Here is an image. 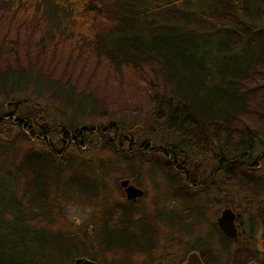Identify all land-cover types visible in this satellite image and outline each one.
Returning a JSON list of instances; mask_svg holds the SVG:
<instances>
[{
  "label": "trees",
  "instance_id": "16d2710c",
  "mask_svg": "<svg viewBox=\"0 0 264 264\" xmlns=\"http://www.w3.org/2000/svg\"><path fill=\"white\" fill-rule=\"evenodd\" d=\"M30 75L38 82L41 106L19 84ZM1 98L12 105L0 111V159H8L9 145L17 150L16 138L35 145L15 153L8 189L0 176V264H37L43 256L42 264H59L36 247L59 238L33 225L53 220L38 208V200L48 196H27V189L46 188L45 181L36 182L41 169L69 164L73 158L63 151L71 147L80 152L79 160H89L96 147L89 136L109 135L105 145L156 153L165 159L155 163L166 174L187 172L201 185L205 179L190 169L194 160L204 170V162L221 159L227 180L255 181L247 172L264 115V0H0ZM71 107L83 110L85 118L108 115L105 109L117 115L141 110L175 141L149 146L142 127H125L117 119L78 129L72 117L58 115ZM88 186L80 187L87 192ZM118 206L107 210L91 238L85 230L76 234L72 245L83 249L65 251L67 264L73 256L102 262L92 253V239L98 249L124 243L119 229L131 225H120L140 219H130L129 208L125 219ZM220 234L224 246L238 238ZM194 249L204 264H210L206 252L217 253ZM225 249L233 264H242L238 253Z\"/></svg>",
  "mask_w": 264,
  "mask_h": 264
},
{
  "label": "rangeland",
  "instance_id": "374dc122",
  "mask_svg": "<svg viewBox=\"0 0 264 264\" xmlns=\"http://www.w3.org/2000/svg\"><path fill=\"white\" fill-rule=\"evenodd\" d=\"M35 83L38 82L34 80V76H31L30 79L20 80L19 84L27 87L25 94L31 100H37L40 103L38 105L41 106L44 101L40 98L38 100L36 97V92L39 94L41 92L39 85ZM7 102L9 101L0 99V111L10 109L7 106L12 105V102L8 104ZM67 109H60L58 115L60 118L72 117L74 123H80L76 126L78 129H81V125L84 124L95 127L104 126L117 119L125 127L130 124L142 127L149 137L147 142L149 146L170 144L175 141L173 134L163 132L159 127L152 125L153 122L149 120L148 114L140 112L141 110L135 114L125 110L117 115L118 113L113 110L105 109L106 113L109 112L108 115L85 118L82 115L83 110H77L75 107ZM87 111L88 109L85 107L84 112ZM115 122L117 123V121ZM257 125L260 127V140L253 152V158L247 159L251 163L247 173L255 177L253 178L255 181L251 185L244 182L237 184L232 179L227 180V177L221 172L219 173L216 168L219 164L217 160L204 162V170L199 168L196 165L198 161L194 160V165L190 169L194 170L195 174L199 173V175L196 174V177H203L206 183L198 185L199 182L195 181L197 185L193 187L183 186L184 180L180 173L167 172L168 174H166L160 165H156L155 162L158 160L165 161L160 155L148 153L149 150H147L146 155L140 152L143 154L141 157L139 152L125 151L111 141H107L112 144H110L111 146L107 143L105 145L103 141L109 139V135L105 137L99 134L89 136L96 141L95 149L87 157L90 158L89 160H79L80 152L71 147L68 151H63L68 152L69 157L73 158L69 164L62 168L50 166L45 170L41 169V174L36 178V182L40 185L39 181H45L46 188L32 185L27 189V196H31L33 192L36 194L38 192L39 195L41 191L42 195L48 196L45 202L38 200V208L42 211L45 209L47 218L53 219L51 222L39 220L33 222V225H36L37 228L47 229L49 234L59 236V238L50 237L54 240L53 242L49 241V244H38L37 249L50 254L53 259L48 260H58L59 264H67L68 257L65 255L66 253L64 254L65 251L83 249L78 243L76 246L72 245L74 240L78 242L76 234L85 230L91 238L94 225L98 226L103 223L107 210L119 207L117 204L120 203L122 196L119 182L121 178L126 177L131 178L132 183L135 182V185H140L146 190V196L140 202L142 210L144 208L146 210L145 212L141 211L140 220L135 221L136 224L128 230L119 229L125 238L122 245L107 249H102L100 246L98 249L95 248V245L98 244L97 239H92L94 240L92 253L94 257H100L103 263L181 264L188 252L195 247L204 249L203 251L210 248L213 252H217L215 257H211L212 255L206 252V258L209 259L210 264H233L231 252L226 256L225 248L238 253L239 263L264 264V115ZM86 136L87 134L83 135L82 140H85ZM14 143L17 150L14 152L15 148L9 145L8 159L5 161L0 159V176L4 178L3 188L5 189L10 187V180L14 175L8 170L18 163L15 153L21 154V151L29 150L35 145L29 141L22 142L19 138H16ZM78 146L82 149L85 148L80 144ZM125 156H128L126 158L130 160L129 163ZM144 159H149L150 162L143 163ZM212 162L215 164L212 165ZM167 175L173 176L171 180ZM92 179L95 185L90 184ZM212 179L214 184L207 183ZM85 181L87 182L83 184ZM87 183L89 186L85 192L81 190L80 186H86ZM21 190L22 186L18 192ZM224 207H230L238 214L236 223L238 238L236 236V240L228 242L226 247L224 246L226 241L222 239L216 223ZM70 233H73L72 236ZM164 233L174 238L169 237L170 241L164 240L165 237H168L162 236ZM100 235H102L101 231H99ZM162 238L163 240H161ZM60 245L61 248L58 251ZM64 248L66 249L64 250ZM77 257L81 256L71 258L72 264H75L74 260ZM45 258L44 256L38 257L37 264L44 263ZM94 260L98 261L96 258Z\"/></svg>",
  "mask_w": 264,
  "mask_h": 264
},
{
  "label": "water",
  "instance_id": "95a60500",
  "mask_svg": "<svg viewBox=\"0 0 264 264\" xmlns=\"http://www.w3.org/2000/svg\"><path fill=\"white\" fill-rule=\"evenodd\" d=\"M127 179H122L120 181V186L125 189L127 198H135L142 195L143 190L137 188L133 185H128ZM236 213L230 207H224L220 215L217 218V227L219 230L230 239H233L237 236V225H236ZM75 264H97L90 260H83V258H76L74 260ZM183 264H204L200 254L197 251H191L188 253L186 260ZM247 264H255L254 262H249Z\"/></svg>",
  "mask_w": 264,
  "mask_h": 264
},
{
  "label": "flooded vegetation",
  "instance_id": "af4514ba",
  "mask_svg": "<svg viewBox=\"0 0 264 264\" xmlns=\"http://www.w3.org/2000/svg\"><path fill=\"white\" fill-rule=\"evenodd\" d=\"M251 165V163L248 161V166H250ZM222 166H223V163H222V160L221 159H219V164H218V166L216 167V168H218V170H219V173L221 172V168H222ZM167 177L171 180V177H173L172 175H167ZM183 177V180H184V185L183 186H186V185H190V186H192V185H194L195 184V181H193L192 182V180H191V176L187 173V172H185L184 173V175L182 176ZM123 179H127L128 180V184H127V186L128 185H133V186H135V187H137V188H141V189H143V193H142V195H140V196H138V197H135V198H127L126 197V193H125V189L124 188H122L121 186V201H120V203L118 204V205H120V208L122 209V213H123V217L125 218V216H126V208L128 209H130V212H131V217H130V219H140L141 218V216H139L140 214H141V211H143V212H145V210H146V208H144L143 210H142V207L140 206V202H142L141 200L142 199H144L145 198V192H146V190L143 188V187H141L140 185H135L134 183H132V179L130 178H126V177H124ZM169 179H166V180H169ZM122 180V178L120 179V181ZM132 180V181H131ZM119 184H120V182H119ZM197 185V184H196ZM198 185H200V183L198 184ZM140 186V187H139ZM182 188V187H181ZM94 204V202L92 203V205ZM94 209V208H93ZM235 212V211H234ZM236 213V212H235ZM126 219V218H125ZM237 220H238V214L236 213V220H235V222L237 223ZM134 224H136L135 223V221L134 222H130V223H125L124 225H120V228H125V225H134ZM237 225V224H236ZM94 227H95V225H94ZM237 229H238V227H237ZM162 236H168V235H166L165 233L162 235ZM169 237H171V238H174V237H172V236H168V237H163L164 238V240L166 239V240H168V241H170V238ZM163 238L161 239V240H163ZM161 242V241H160ZM159 242V243H160ZM156 244V243H155ZM191 251H195V250H191ZM191 251H189V252H191ZM188 252V253H189ZM198 252V251H197ZM188 255V254H187ZM187 255H186V257H185V259L181 262V264H183L184 263V261L186 260V258H187ZM83 260H90V261H93V262H95V263H97V264H105V263H103V261L102 262H97V261H95V260H93V259H83Z\"/></svg>",
  "mask_w": 264,
  "mask_h": 264
}]
</instances>
